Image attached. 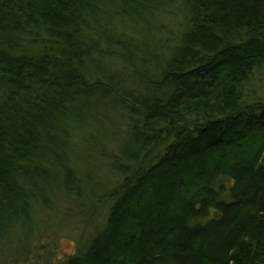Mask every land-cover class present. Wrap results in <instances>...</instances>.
<instances>
[{"label": "trees", "instance_id": "16d2710c", "mask_svg": "<svg viewBox=\"0 0 264 264\" xmlns=\"http://www.w3.org/2000/svg\"><path fill=\"white\" fill-rule=\"evenodd\" d=\"M262 72L264 0H0V261L264 264Z\"/></svg>", "mask_w": 264, "mask_h": 264}, {"label": "rangeland", "instance_id": "374dc122", "mask_svg": "<svg viewBox=\"0 0 264 264\" xmlns=\"http://www.w3.org/2000/svg\"><path fill=\"white\" fill-rule=\"evenodd\" d=\"M260 83L263 87L261 90L259 89V94L263 96L264 91V72L257 74L254 76L253 85H256L257 82ZM250 89H254L251 86ZM87 165V169L96 170L99 174V181H108L109 180V172L107 171V167L104 166L103 162L99 160H92L89 163H84ZM101 216L98 218V225H103L105 222L106 211L100 214ZM83 235L76 228L68 227L62 229H50L43 238L38 239L35 242V246L30 247L28 251L24 252L23 255L20 254V249L18 247H14L9 250L7 257L0 261V264H46L47 262L53 264H61L63 261L69 256L75 255L78 251V245L80 242L85 243V239L83 240Z\"/></svg>", "mask_w": 264, "mask_h": 264}]
</instances>
